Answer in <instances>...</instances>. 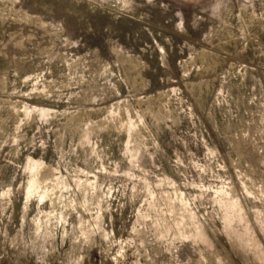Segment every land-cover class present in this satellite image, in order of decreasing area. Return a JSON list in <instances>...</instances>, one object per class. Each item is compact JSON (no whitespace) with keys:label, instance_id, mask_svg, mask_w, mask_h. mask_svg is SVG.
<instances>
[{"label":"rangeland","instance_id":"obj_1","mask_svg":"<svg viewBox=\"0 0 264 264\" xmlns=\"http://www.w3.org/2000/svg\"><path fill=\"white\" fill-rule=\"evenodd\" d=\"M0 264H264V0H0Z\"/></svg>","mask_w":264,"mask_h":264}]
</instances>
